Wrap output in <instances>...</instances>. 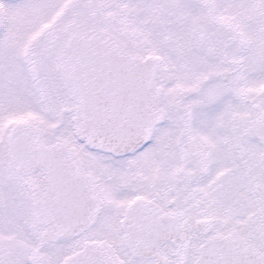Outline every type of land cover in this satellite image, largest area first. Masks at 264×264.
Instances as JSON below:
<instances>
[{
	"label": "snow or ice",
	"instance_id": "obj_1",
	"mask_svg": "<svg viewBox=\"0 0 264 264\" xmlns=\"http://www.w3.org/2000/svg\"><path fill=\"white\" fill-rule=\"evenodd\" d=\"M0 264H264V0H0Z\"/></svg>",
	"mask_w": 264,
	"mask_h": 264
}]
</instances>
